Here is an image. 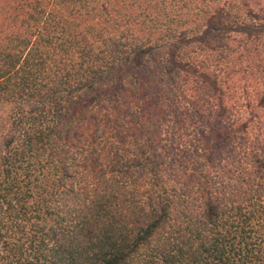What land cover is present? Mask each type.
<instances>
[{
	"label": "trees",
	"instance_id": "16d2710c",
	"mask_svg": "<svg viewBox=\"0 0 264 264\" xmlns=\"http://www.w3.org/2000/svg\"><path fill=\"white\" fill-rule=\"evenodd\" d=\"M0 264H264V0H0Z\"/></svg>",
	"mask_w": 264,
	"mask_h": 264
}]
</instances>
